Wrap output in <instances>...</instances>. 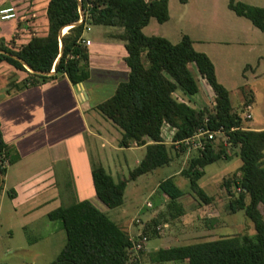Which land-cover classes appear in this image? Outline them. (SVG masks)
<instances>
[{
  "label": "trees",
  "instance_id": "1",
  "mask_svg": "<svg viewBox=\"0 0 264 264\" xmlns=\"http://www.w3.org/2000/svg\"><path fill=\"white\" fill-rule=\"evenodd\" d=\"M14 7L18 9L20 4ZM229 9L264 33L263 8L230 0ZM17 19L19 23L26 22ZM47 19L45 36L33 35L25 43H17L15 38L0 40V64L7 63L28 73L20 90L60 78H67L73 86L87 82L91 78L89 50L83 43L87 26L123 30L111 37L125 43L128 79L119 83L112 96L98 104L96 110L121 130V148L133 144L144 146L146 155L129 178L120 181L102 165L93 166L91 177L97 198L110 209L121 207L130 181L172 162L169 141L187 140L201 129L220 131L226 145L217 150L215 139L208 141L205 150L198 151L182 175L189 179L191 192L210 204L213 199L199 184L206 174L205 168L222 159L230 160L227 148L237 149L242 166L224 179V187L229 197L235 196V189L239 191L238 197L230 202V209L234 213L245 211L256 231L254 236L222 237L186 246L141 250L139 258H132L134 244L150 240L151 228L155 234L159 233L156 228L161 226V217L164 218L161 224H167V217L177 220L186 215L180 202L185 193L170 178L159 185L169 198V216L161 213L158 220L147 223L138 242L89 200L50 211L48 218L61 221L66 232V244L51 264H144V260L150 264H264V215L260 208L264 206V129L243 127L244 120L233 107L229 92L217 80L214 64L206 54L194 49L189 36L172 44L167 38L144 34L152 19L160 24L170 20L169 0H50ZM22 61L35 73L28 72ZM55 65L56 72L50 74ZM191 66H195L197 74ZM201 80L214 92L212 111L193 108L178 98V93L196 96ZM16 86L13 84L12 88ZM252 102L246 101L247 108ZM181 152H187L185 146ZM19 160V154L5 142L0 130V193L8 168ZM8 194L12 199L16 197L13 189Z\"/></svg>",
  "mask_w": 264,
  "mask_h": 264
},
{
  "label": "rangeland",
  "instance_id": "2",
  "mask_svg": "<svg viewBox=\"0 0 264 264\" xmlns=\"http://www.w3.org/2000/svg\"><path fill=\"white\" fill-rule=\"evenodd\" d=\"M48 1L42 0L40 4V0H13L14 4H20V19L27 13V8H31L40 19H46ZM234 2L264 9V0ZM229 3L230 0H189L188 3L169 0L170 21L160 24L152 19L143 32L146 36L167 38L172 44L180 43L185 35L189 36L194 49L206 54L214 64L217 80L229 92L233 107L244 120L243 127L259 129L264 127V33L247 18L239 17L230 10ZM8 22L10 21H6ZM90 27L91 30L85 31L84 37L92 42L88 50L91 54L90 72L92 70L93 77L86 85L90 97L85 109L92 120L91 132L101 131L98 134L102 138L92 137L90 131L88 135L80 136V122L76 118L67 119L62 129L58 124L44 128L42 135H35V146L41 148H53L57 141H62L64 149L59 147L67 160L70 157L66 139L73 137L72 143L76 145L81 142L86 150H82L80 155L70 161L72 181L57 182L56 186L43 193L44 196L35 197V201L19 204L9 196V190L19 176H11L12 179L5 182L0 193V264L53 263L66 244V232L61 221H51L48 213L82 200L91 201L113 222L121 225L135 242L140 241L147 223L158 220L161 213L169 216V198L162 193L159 185L170 178L185 193L180 202L186 215L177 220L167 217L169 222L164 223L166 227L161 224L164 219L161 217L159 227L162 230L156 228L159 233L155 234L153 228L150 229V240L140 243L142 251L192 245L222 237L254 236L256 231L245 211L234 213L230 209V202L238 197L239 191L235 189V196L229 197L224 187V179L237 173L242 166L237 149L227 148L230 160L222 159L205 168L206 174L199 184L213 199L210 204H205L191 192L189 179L182 175V171L189 167L190 160L198 155V151L183 153L171 146L170 141L168 147L173 156L172 162L130 181L121 207L110 209L97 198L91 177L93 166L102 165L116 181L128 179L145 157L146 148H137L135 144L128 149L121 148V130L96 110L99 103L106 101L114 93L119 83L128 79L129 69L122 62L124 51L118 49L125 48V43L109 36L110 33L122 32V28ZM119 65L124 68L120 72L117 67ZM191 69L197 74L195 66H191ZM199 89L194 97L178 93V98L183 97L193 108L212 111L215 106L213 90L203 80L199 83ZM4 98L5 95L0 97V101ZM246 101H253L249 108ZM68 103L69 99L65 98L64 104ZM249 114L252 116L250 120L246 118ZM50 130H53L52 134L49 133ZM215 144L217 150L226 145L222 133L215 136ZM14 170L16 167H11L9 171ZM148 204L153 207L149 208ZM260 208L264 215V206ZM141 250H132V258H139ZM144 264L150 263L144 260Z\"/></svg>",
  "mask_w": 264,
  "mask_h": 264
},
{
  "label": "crops",
  "instance_id": "3",
  "mask_svg": "<svg viewBox=\"0 0 264 264\" xmlns=\"http://www.w3.org/2000/svg\"><path fill=\"white\" fill-rule=\"evenodd\" d=\"M145 1L148 2L150 0ZM49 2L50 0L47 3V8ZM17 4H14L13 0H0V9L14 7ZM40 4H42V0H40ZM31 10V8H27V13L22 17V20L26 21L25 23H19V19L12 20L8 23L0 22V40L10 41L15 38L17 43H25L33 35L45 36L48 32L47 12L46 19H40ZM12 22L13 25H11ZM87 28L91 30L90 25ZM87 28L85 31H87ZM65 32L64 30L63 33ZM113 34L116 33L109 34L110 38H112L111 35ZM85 41L90 40L85 38ZM89 46H92V42H90ZM118 49L124 51L122 62L125 64V58L127 56L126 48ZM89 57L91 60L90 53ZM117 67L119 68V72L124 69L121 65ZM26 69L30 72L28 68ZM27 77V72L19 71L7 63L0 64V97L5 95V98L0 101V130L5 142L20 157V160L16 164L8 168L7 175L4 179L7 182L11 176H19L17 182L13 183L11 187L16 192V197L13 200L15 202L18 201L19 204L21 202L27 204L35 201V197L44 196L43 193L52 189L53 186H56L58 184L57 182L72 181L69 170L70 161L73 158L75 159L77 155H80L82 150H86V146L83 148L81 142L76 145L73 144V137L66 139L67 142L65 144L69 149L70 157L67 160L59 147L62 141H57L52 146L53 148H41L35 146V135H39L40 133L42 135L41 131L44 128L57 126L58 124L59 128L62 129L65 127V121L67 119L76 118L80 122V136L82 134L88 135L90 131L92 137L102 138L98 134L101 131L97 133L94 131L91 132V128L93 127L92 120L89 117L88 110L85 109L90 97L89 88L86 85L93 77L92 70L91 78L87 82L77 86H73L67 78H60L44 85L31 86L20 90L19 88L22 87V82ZM13 84L17 86L12 88ZM179 94L181 95V93ZM65 98L69 99L68 104H64ZM181 98L184 99L183 97ZM35 117L37 119L36 126ZM263 129L264 127L255 130ZM55 130H58V128ZM49 133L52 134L53 130H50ZM169 144L167 143V145ZM137 148L141 147L137 146ZM49 149L51 150L49 151ZM11 167H16V170L10 172Z\"/></svg>",
  "mask_w": 264,
  "mask_h": 264
},
{
  "label": "built area",
  "instance_id": "4",
  "mask_svg": "<svg viewBox=\"0 0 264 264\" xmlns=\"http://www.w3.org/2000/svg\"><path fill=\"white\" fill-rule=\"evenodd\" d=\"M17 18H18V13L15 7L11 6V7L0 9V22L12 21V20H16ZM87 30H89V28H87ZM83 43L86 44L87 46L90 45V41H84ZM246 118L251 119L252 116L249 114L246 116ZM220 133L222 132L220 131L212 132L207 129H201L192 138H189L187 140L180 141V142H175V143L170 142V143L174 145L175 148H177L180 151H181L182 146H185L188 152L192 150H197V151L205 150L206 143L208 141H213L215 139V136ZM147 206L149 208L153 207L151 204H148ZM157 230L161 231L162 228L158 227ZM142 247H143L142 244L135 243L132 250L139 251L142 249Z\"/></svg>",
  "mask_w": 264,
  "mask_h": 264
},
{
  "label": "water",
  "instance_id": "5",
  "mask_svg": "<svg viewBox=\"0 0 264 264\" xmlns=\"http://www.w3.org/2000/svg\"><path fill=\"white\" fill-rule=\"evenodd\" d=\"M82 12H83V11L81 10V13H82ZM82 22H83V17H82V20H81L80 23H82ZM64 34H65V33H63V31H62L61 35L63 36ZM62 47H63V45H61V49H62ZM17 60H20V59L17 58ZM22 62H23V61H22ZM23 64L25 65L26 68L29 69L30 72L35 73V71H33V70L31 69V67H29L25 62H23ZM54 72H56V65H55V67H54V70H53L52 73H50V74H53Z\"/></svg>",
  "mask_w": 264,
  "mask_h": 264
}]
</instances>
